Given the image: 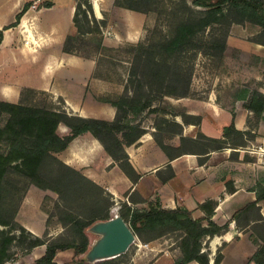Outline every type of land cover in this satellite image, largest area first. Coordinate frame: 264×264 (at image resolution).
Segmentation results:
<instances>
[{
    "label": "crops",
    "instance_id": "obj_1",
    "mask_svg": "<svg viewBox=\"0 0 264 264\" xmlns=\"http://www.w3.org/2000/svg\"><path fill=\"white\" fill-rule=\"evenodd\" d=\"M26 2H31L30 7L15 26H10ZM45 2L52 4L45 7ZM76 3V0H64V5L58 6L56 0H0V100L17 102L22 89L30 88L61 98L67 111L75 115L107 121L114 119L116 108L110 103L85 100V96L103 93L96 88L103 79L93 74L95 60L63 51L66 37L77 32L73 21ZM232 38L227 36L224 54L241 49ZM247 47L254 59L247 90L242 95L233 93L238 84L222 75L219 102L213 94L202 101L204 120L185 122L181 116H175L176 123L181 126V132L175 134L178 141L181 137L196 139L198 132L207 139L227 140L222 131L231 124L244 133L250 131L256 140L264 138V107L261 115L255 116L252 110L243 106L245 95L248 98L254 90L264 96V44L254 41ZM184 115L197 116L190 108L185 109ZM58 130L62 134L68 133L64 125ZM221 145L206 152H178V144L158 141L154 133L146 131L136 142L124 146L130 164L139 173L136 181L124 173L105 152L101 142L89 133L73 138L57 156L111 194L112 215L119 214L122 204L139 209L151 204L183 206L191 210L193 217L206 216L210 212L211 220L218 225L227 223V226L220 233L202 238L199 253L205 254L206 264H214L219 255L217 264H255L252 255L258 245L253 241L252 232L253 226L264 221V198L233 214L256 198L257 182L264 186V170L253 168L252 160L246 157L241 146L228 142ZM32 189L31 186L27 188L23 203ZM26 218L21 223L34 235H52L47 230L44 210H30ZM206 222L204 219L203 224ZM182 234V231L172 230L145 241L139 239L141 244L136 243L138 247L130 262L120 264H176L182 254ZM44 250V243L32 247L27 253L30 259L23 264L33 262ZM72 256L70 248L58 250L54 261L56 264L89 261L87 258L82 262L73 261ZM183 264L203 263L190 259Z\"/></svg>",
    "mask_w": 264,
    "mask_h": 264
},
{
    "label": "rangeland",
    "instance_id": "obj_2",
    "mask_svg": "<svg viewBox=\"0 0 264 264\" xmlns=\"http://www.w3.org/2000/svg\"><path fill=\"white\" fill-rule=\"evenodd\" d=\"M76 2L79 5L78 28L68 40V47L76 56L94 59L93 74L103 79L96 85V88L103 93L98 96H85L87 102L115 101L120 96H129L133 93L141 95V101L149 102L150 106L136 115L135 121L144 132L154 133L156 140L178 144L176 149L178 152L214 149L223 142L244 148L250 143L248 139H253L254 143L258 141L248 130L245 134L231 133L227 140L221 141L222 143L210 141L199 132L196 139L178 141L175 135L181 132V126L175 121L176 115L184 116V121L199 123L205 116L202 101L213 94L219 102V79L222 75H227L238 84L233 88V93L242 95L247 90L249 77L254 70V59L250 56L247 45L254 41L264 42V32L257 24L241 17L230 7L224 6V16L219 22L206 26L181 50L167 55L162 53L160 44L173 34L177 16L186 13L182 3H187L193 9H203L193 5L191 0H152L151 4L142 2L136 6V10L121 7L117 5L116 0H76ZM56 3L58 6L64 5V0H56ZM228 35L233 37L235 43L241 45V49L224 54L223 42ZM20 99L27 105L65 109L67 113L73 114L67 111L61 98L51 96L48 92L23 91ZM186 108L195 111L197 116L184 115ZM121 115L122 111L119 116ZM6 117L4 115L0 119L1 126L5 123ZM130 117L126 116V118ZM245 155L250 160L254 159L249 154L245 153ZM6 177L4 183L6 197L0 202V216L7 217L14 208L17 206L18 208L14 217L15 222L8 226L0 225V228L9 229L14 235L9 251L10 257L2 264H23L25 260L30 259L27 254L30 250L25 251V246L31 241V237L26 227L25 231L18 228V224L22 225L21 220L27 219L30 210L35 211L40 208L47 213V230L52 232V235H44L47 241L74 239L75 235L68 227H62L59 220L61 211L65 209L63 203L71 204L73 209L80 208V197L66 201L53 190L42 191L37 189L36 185L29 184L33 191L26 196L23 203L20 194L27 178L14 172L12 167H8ZM102 195L105 203L112 201L109 192L103 191ZM96 196V190H90L89 198ZM112 204L113 201L110 206ZM112 214L110 213V216ZM94 222L84 228L89 245L99 237L98 233L90 229ZM258 226H253V236L259 237L264 233V222ZM148 235L149 233H144L145 238ZM140 242L136 237L120 255L100 258L95 263L84 261L82 264L130 262L131 255L135 254L138 247L136 243Z\"/></svg>",
    "mask_w": 264,
    "mask_h": 264
},
{
    "label": "trees",
    "instance_id": "obj_3",
    "mask_svg": "<svg viewBox=\"0 0 264 264\" xmlns=\"http://www.w3.org/2000/svg\"><path fill=\"white\" fill-rule=\"evenodd\" d=\"M142 2L151 4L152 0H116L117 5L131 10H136V6ZM191 3L203 9H193L187 3H182L186 13L177 16L173 34L163 44H160L162 53L167 55L176 53L189 44L195 35L206 26L219 22V19L224 16V6L230 7L241 17L250 19L264 32V2L262 0H191ZM51 4L45 2L43 6L49 7ZM30 5L31 2H26L23 5L10 26H15L19 22ZM78 9L79 5L76 3L73 17L76 28H78ZM88 11L90 10L88 9ZM1 36L2 32L0 31V38ZM71 36L68 35L64 41V52L72 53L67 43ZM260 43L264 44L262 41ZM99 44L101 45V43ZM23 91L36 92L37 90L24 88L20 97ZM141 100L142 96L137 93L120 96L115 101L105 100L116 108L117 114L111 121L81 117L67 113L65 109L27 105L20 98L17 102L0 100V119L4 115L7 116L5 123L0 125V202L6 197L4 183L7 179L8 167H12L14 172L27 178L20 194L21 198L29 184L53 190L66 201L76 200L80 197V208L73 209L71 204L63 203L65 209L61 211L59 220L76 237L74 236V239L68 241L56 239L47 241L44 239L45 237L33 235L27 230L31 241L25 246V251L28 252L36 245L45 244L43 254L27 264H54L57 251L67 248L73 251V261L82 262L86 259L89 239L84 228L97 219L110 218L112 201L105 203V198L102 195L105 190L78 169L64 163L57 153L65 149L76 136L89 133L101 142L105 152L117 162L124 173L132 181H136L139 173L130 164L124 146L133 144L144 134L143 129L134 119L136 115L150 106L149 102ZM243 106L252 110L255 116H260L264 107V96L254 90L248 98L245 95ZM120 111H122L121 116H119ZM127 115L131 117L126 118ZM182 118L185 117L182 116ZM59 125L67 127L68 133H60ZM222 132L226 139L230 137L231 133L245 134L244 131L235 129L232 124L224 127ZM187 139L181 137L180 140ZM208 140L222 143L217 139ZM221 146L218 145L215 148ZM202 152H206V149ZM90 190H96V198H89ZM255 191L256 198L247 202L233 215L246 210L256 201L264 198V186L261 183L257 182ZM17 208H14L7 217L0 216V225H10L14 221ZM119 215L141 241L154 238L166 231H182L180 239L182 254L175 261L176 264H183L190 259H197L206 264L205 254L199 253L202 238L206 235L212 236L215 233H220L227 226V223L218 225L211 220L210 212L206 216L193 217L191 210L183 206L166 207L161 204H151L147 208L139 209L122 204ZM204 219L207 221L206 225L203 224ZM18 228L25 231V227L20 224H18ZM10 231L4 227L0 228V264L10 257V246L14 239V235ZM146 232L149 235L145 238L144 233ZM252 238L258 245L252 259L255 264H264V233L259 237L252 235ZM219 258L218 256L215 258L214 264L218 263Z\"/></svg>",
    "mask_w": 264,
    "mask_h": 264
},
{
    "label": "water",
    "instance_id": "obj_4",
    "mask_svg": "<svg viewBox=\"0 0 264 264\" xmlns=\"http://www.w3.org/2000/svg\"><path fill=\"white\" fill-rule=\"evenodd\" d=\"M90 229L98 233L99 237L86 251V258L89 261L119 255L135 239V234L118 213L108 219L94 222Z\"/></svg>",
    "mask_w": 264,
    "mask_h": 264
},
{
    "label": "built area",
    "instance_id": "obj_5",
    "mask_svg": "<svg viewBox=\"0 0 264 264\" xmlns=\"http://www.w3.org/2000/svg\"><path fill=\"white\" fill-rule=\"evenodd\" d=\"M242 150L244 153L254 157L251 164L255 170H264V138L259 139L256 143L250 141ZM97 260L94 259L90 262L95 263Z\"/></svg>",
    "mask_w": 264,
    "mask_h": 264
}]
</instances>
